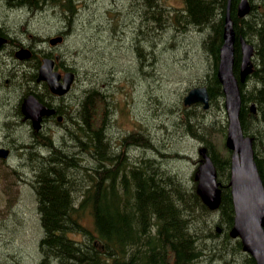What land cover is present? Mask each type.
I'll use <instances>...</instances> for the list:
<instances>
[{
  "label": "trees",
  "instance_id": "1",
  "mask_svg": "<svg viewBox=\"0 0 264 264\" xmlns=\"http://www.w3.org/2000/svg\"><path fill=\"white\" fill-rule=\"evenodd\" d=\"M182 1L181 10L185 14H182L183 18L176 19V26L180 28L183 25V29L180 28L182 35L187 33L188 28L195 27L196 33L201 36L199 54L202 52V60L208 62V68L200 84L208 90L210 108L205 110L199 103L185 106L183 96L189 88L178 95L173 106L170 101L162 99L161 104L151 97L150 108L160 109V117L169 114L177 129L199 139L200 149L206 151L217 170L221 188L219 208L212 210L203 202L197 192V178L193 177L194 184L189 188L175 175L162 169L155 159L152 163L144 159L129 165L127 154L130 147L123 141L134 144L132 147L136 149L150 145L147 144L150 138L143 133L133 132L126 135L123 141L119 140L117 143L124 145L119 144L120 150L116 153L108 134L111 101L106 95L103 98V94L97 90L101 84L91 81L83 97L81 96L83 101L80 99L87 104H84L86 107L82 106L83 103L80 105L84 107V113H75L78 108L71 113L72 127H69L66 134L67 139L55 145L54 140L48 137L52 134L48 133L50 130L46 127L44 134L35 138V143L42 139L43 144L39 145L42 152L49 146L54 155L47 160L41 153H34L29 156L26 165L28 173L32 174L29 185L36 192L35 211L43 231L38 244L41 256L39 264H257L244 251L241 239L230 235L235 220L230 187L231 152L225 143L228 126L225 94L217 75L220 49L224 43L228 0ZM73 2L74 0H14L15 5L11 7L14 12L24 11L30 14L48 11L50 8L62 9L63 4L67 8L71 5L73 9ZM161 2L162 0H154L151 5L153 36L167 21L166 18L163 20V11L167 8ZM239 2L240 0H232L229 6L236 36L234 73L237 77L241 63L240 37L255 47L254 71L245 83L239 85L242 96L240 121L244 135L252 139L257 166L264 183V0L260 1L258 7L251 2L250 13L242 18L237 13ZM108 30L113 31L112 24L108 26ZM63 34L66 37L65 31ZM71 70L77 75L82 72L79 66L72 67ZM29 79L27 83L33 82ZM252 103L256 105L255 113L251 111ZM108 109L110 114L106 113ZM102 111L107 114V119ZM161 129H166L164 124ZM100 131L104 136L107 135L106 138ZM78 142L84 143L81 145ZM70 145L74 151L71 159H68L64 157L68 156L64 148ZM101 145L105 146L104 149ZM177 154L159 153L162 158H172ZM87 158L91 163L85 162ZM80 190L83 194H80ZM85 216L90 218L92 228L83 224ZM76 235H80L81 239L75 238Z\"/></svg>",
  "mask_w": 264,
  "mask_h": 264
},
{
  "label": "rangeland",
  "instance_id": "2",
  "mask_svg": "<svg viewBox=\"0 0 264 264\" xmlns=\"http://www.w3.org/2000/svg\"><path fill=\"white\" fill-rule=\"evenodd\" d=\"M250 1L258 7L261 0ZM152 2H154V0H152ZM161 3L167 8L163 11V20L166 18L167 21L161 25L162 29L154 36L152 30L151 38L147 35L149 33L148 28H141L137 17L129 16L126 19H122L121 12H126L129 8L124 5L121 0H74L73 4L75 5H73V9L71 5L67 8L63 4L61 5L62 10L72 14L71 17L74 20L72 31H65L66 40L63 49L66 50V59L71 60L74 64L78 62V66L82 70V72L78 74L80 83L77 80L78 86L76 85L72 93L73 98L75 96L74 99L80 103L78 106L76 105L78 113L80 110V113L83 112V109L80 107L84 105V102L80 101V96H83L82 93H85L91 81L97 80L96 82L101 84L97 90L103 94V97L107 95L109 101H111L112 107H114L112 108L113 113H111L108 134L112 147L116 150V153L120 150L117 142L119 140L123 141L126 134L129 135L131 132H141L150 138L147 143L150 145L136 149L133 148L129 142L124 141V143H129L128 147H130L127 154L129 158L128 164L131 165L134 161L140 162L144 159L146 162L150 161L152 163L155 159L162 169L165 168L172 175L180 179L184 186L190 188L193 186L194 178H197L198 170L203 164L199 162V149L201 143L199 139L193 137V135L189 133L185 134L183 130L177 129L176 126H174L175 123L173 124L171 122L172 118L169 117V114L164 115V117H159L160 109H151L150 99L153 96L152 99H157L156 101H160L161 104L162 99H164L167 102L170 101V105L173 106L175 100L182 91L187 88L190 89L196 86H203L200 84V81L208 68V62L202 60V52L199 54L201 36L196 33L197 29L195 27L188 28L187 33L182 35L183 32H180V28L183 29V25H181L180 28L176 26V19L183 18L182 14H185L184 10H181L183 8V1L162 0ZM12 5H15L14 0L10 2H7V0H0V20H7V23L13 24L15 29H17L20 23L27 19L29 14L14 12L11 7ZM116 7L120 8L121 12H118ZM53 10L59 11L61 8L57 7L52 10L50 8L48 11H42L43 14L38 15L42 17L45 16L44 19L48 22V29L43 30L42 27L35 26L34 24H30V27L39 30L42 36H44L43 34L47 31L51 30L50 26L53 27L54 31L52 30L50 33H46L47 37L56 34V32L58 34L64 32L62 29L63 23L57 22L52 16L51 12H53ZM142 15L143 19L146 20V24L154 27L152 21L149 20V18L145 19L144 14ZM111 24L112 32L108 30V26ZM183 31L185 32V30ZM20 32V34H24L21 30ZM16 33H18V31H16ZM134 50H138V54ZM138 74L140 75L138 76ZM28 78L25 80L26 84H30L27 83ZM140 84L141 86L143 84V88H141ZM18 87L21 86L18 85ZM12 88L14 87L5 88L4 90L1 89L0 110L2 108H7L9 110L8 112L15 113V108H17L20 102V100H18L19 90L17 87L13 90ZM15 98H17V100H15ZM5 104L6 106H4ZM81 104L82 106H79ZM116 104L117 106H115ZM251 105L252 104H250V106ZM74 110L75 109L64 115V122L60 123L55 121L50 124L48 128L50 131L48 133H51L52 136L48 137L54 140L55 145H58L60 140L63 142L67 139L66 134L69 131V127H72V121L70 120L72 116L71 112ZM148 115L149 117L147 118ZM211 116H213V114ZM2 120L3 117L0 115V128L3 126ZM15 121L18 123L16 119ZM162 124H164L167 131H165V129H159ZM5 130L0 129V147L4 145L2 142L3 134L10 138H15L16 140L28 138L29 140L27 153L20 154L16 152V154L13 150V146H10L12 149V154L10 153L11 158L0 161V264H39V262H41V256L38 253V244L43 236V231L40 227L39 217L35 211L36 192L32 185H29L31 183L32 174L27 173L25 170L23 171V167L20 166H24V164L27 165L29 156L34 153H41L45 156L44 158L47 159L49 155H54L52 153L53 150L49 149V146H46L47 148H45V150L43 148L44 151L42 152V149L39 147L40 144H43L41 142L42 139L39 138L40 140L35 143L36 137L33 135L31 129L24 123L16 124L15 127L13 126L9 131L6 130V132H4ZM179 130L181 131L179 132ZM111 131L113 133H111ZM43 132L40 131L39 135H41V133L44 134ZM64 149L67 150L68 153L71 152V155L72 151H74L71 146H69L68 149ZM75 152L78 153L77 149H75ZM160 152L166 155L178 153L182 157L177 154L172 158H162V156L159 155ZM80 162L82 165H85L84 162ZM85 162H89V159H85ZM18 174L19 177H17ZM82 222L86 227L92 228L89 217L85 216ZM75 238L81 239V236L76 235Z\"/></svg>",
  "mask_w": 264,
  "mask_h": 264
},
{
  "label": "water",
  "instance_id": "3",
  "mask_svg": "<svg viewBox=\"0 0 264 264\" xmlns=\"http://www.w3.org/2000/svg\"><path fill=\"white\" fill-rule=\"evenodd\" d=\"M230 1V0H229ZM251 5L248 0H241L237 6L239 17L250 13ZM235 30L230 17L229 6L224 27V43L220 49L218 79L225 94V108L228 116V130L226 146L232 152L231 156V193L233 198L235 220L230 232L233 238L239 237L243 248L257 264H264V183L260 175L252 139L245 136L240 121L242 106L240 83L254 71V45L245 39H239L241 63L239 78L234 73L235 65ZM5 40L0 39V45ZM17 57L24 59L29 56L27 50L17 52ZM54 62L45 60L40 68L39 80L46 81L51 91L64 95L70 91L74 81V73L64 76V83H59L60 75L53 71ZM210 96L205 86L191 88L184 96V104L202 103L204 109L210 106ZM27 118L33 120L35 128H39L40 116L43 113H52L40 104L35 97L30 96L22 105ZM255 112V104L252 105ZM200 154L204 157V164L199 169L197 191L203 202L212 210L221 204V189L217 181V170L213 161L205 150ZM6 152L0 149V157L5 158Z\"/></svg>",
  "mask_w": 264,
  "mask_h": 264
},
{
  "label": "flooded vegetation",
  "instance_id": "4",
  "mask_svg": "<svg viewBox=\"0 0 264 264\" xmlns=\"http://www.w3.org/2000/svg\"><path fill=\"white\" fill-rule=\"evenodd\" d=\"M121 1L129 8L128 11L121 12L120 8L116 7L118 12H121L122 19H126L129 16L137 17L140 27H147L149 31L147 35L149 38H151L153 28L152 26L146 24V20H144L141 15L142 12H144L145 19L149 18V20H151L150 16H152V0ZM40 14L43 13L31 12L27 16V19L20 23V26L17 29H15L13 24L11 25L10 23H7V20H0V39L5 40V42L0 45V91L1 89L10 88L12 86L14 88H23V91L20 94V102L16 108L15 113L8 112L7 108H2L1 110L3 111L0 110V115L1 117H3V126L0 129H6L7 131H9L13 126L15 127V125L17 124V122L15 121L16 119L17 121H21L25 125H27L29 129H31L33 135L37 138L40 134V131H45L46 127L49 128L51 123L55 121H60V123L64 122V115L77 107H74L73 105L79 104V101H74V98L72 96L78 80V75L76 74V72V80L73 83L71 90L64 95H56L52 93L50 91L48 83L39 80V69L47 59L54 61L53 69L55 72H58L60 74V82L64 81V76L68 72H73L71 70L72 67L78 66V63L74 64L71 60L66 59L65 50L63 49L65 41L60 34L56 32V34L54 35L48 37L46 36V33H50L53 30V27L50 26L51 30L44 33V36L41 35L39 30H35L34 28L30 27V24H34L35 26L42 27L43 30L48 29V22L46 19H44L45 16H38ZM51 14L57 20V22L63 23V31H72L74 21L71 17L72 14L67 13L63 10H54L53 12H51ZM20 30L24 34H20ZM16 31H18V33H16ZM58 36L62 37V41H59L57 39ZM19 50H27L29 52V56L24 59L18 58L16 53ZM28 77L33 80V82H31L30 84L25 83V79H27ZM29 78L28 80H30ZM18 85H20L21 87H18ZM30 96H34L39 103L43 104L45 107H47V109L52 111V113L41 114L39 129H36L34 127L33 120L27 118L22 110L23 103ZM6 130L4 132H6ZM28 140L29 138L16 140L15 138H10L9 136H5L3 134L2 142L4 145L0 148L7 149L8 156L5 158H0V161L11 158L10 153L12 154V149L10 146H13V150L15 151V153H27ZM54 148L59 149V147ZM68 148L69 146L66 147V149ZM66 157L71 159V152H69L68 156ZM22 167L23 171L25 170L27 173L29 172L26 164H24V166Z\"/></svg>",
  "mask_w": 264,
  "mask_h": 264
},
{
  "label": "bare ground",
  "instance_id": "5",
  "mask_svg": "<svg viewBox=\"0 0 264 264\" xmlns=\"http://www.w3.org/2000/svg\"><path fill=\"white\" fill-rule=\"evenodd\" d=\"M248 1H249V3L251 4V1H250V0H248ZM126 3H127V2H126ZM138 3H139V2H138ZM149 3H150V2H149ZM230 3H231V1H229V6H230ZM131 4H132V3H131ZM74 5H75V4H74ZM76 5H77V4H76ZM75 7H76V6H75ZM77 7H78V6H77ZM102 7H103V6H102ZM129 7H130V5H129ZM22 8H23V7H22ZM117 8H118V7H117ZM61 10H62V9H61ZM13 11H14V10H13ZM21 11H22V10H21ZM70 11H71V10H70ZM70 11H69V12H70ZM143 11H144V10H143ZM25 12H26V11H25ZM67 12H68V11H67ZM74 12H75V11H74ZM18 13H19V12H18ZM22 13L24 14V11H23ZM26 13H27V12H26ZM54 13H55V12H54ZM71 13H72V12H71ZM112 13H113V12H112ZM116 13H117V12H116ZM63 14H64V13H63ZM122 14H123V13H122ZM116 15H117V14H116ZM9 16H10V15H9ZM73 17H74V16H73ZM94 17H95V16H94ZM115 17H116V16H115ZM142 17H143V16H142ZM75 18H77V17H75ZM117 18H118V17H117ZM152 19H153V18H152ZM19 20H20V19H19ZM71 21H72V20H71ZM121 22H122V21H121ZM150 22H151V21H150ZM122 23H123V22H122ZM74 24H75V23H74ZM88 24H89V23H88ZM89 25H90V24H89ZM113 25H114V24H113ZM117 25L119 26L118 23H117ZM58 26H59V25H58ZM114 26H115V25H114ZM56 27H57V24H56ZM127 27H128V26H127ZM46 28H47V27H46ZM54 28H55V27H54ZM119 28H120V27H119ZM122 28H123V27H122ZM1 29H2V28H1ZM23 29H24V28H23ZM55 29H56V28H55ZM117 29H118V27H117ZM68 30H69V29H68ZM41 31H42V30H41ZM53 31H54V30H53ZM120 31H121V30H120ZM42 32H43V31H42ZM98 32H99V31H98ZM115 32H116V31H115ZM118 32H119V31H118ZM121 32H122V31H121ZM63 33H64V32H62L60 35L64 38V41H65V40H66V37L64 36ZM73 34H74V32H73ZM113 34H114V33H113ZM117 35H118V34H117ZM75 36H76V35H75ZM62 37H59V36H58L57 39H58L59 41H62ZM111 37H113V36H111ZM117 37H118V36H117ZM120 37H121V35H120ZM78 38H79V37H78ZM223 38H224V37H223ZM241 38H243V37H240V39H241ZM117 39H118V38H117ZM243 39H244V38H243ZM73 40H74V39H73ZM111 41H112V40H111ZM113 41H114V40H113ZM118 41H119V40H118ZM15 42H17V41H15ZM74 42H75V41H74ZM115 42H116V41H115ZM71 43H72V42H71ZM74 45H75V44H74ZM254 48H255V47H254ZM136 49H137V48H136ZM65 51H66V50H65ZM131 51H132V50H131ZM134 51H136V50H134ZM137 51H138V50H137ZM137 51H136V53H137ZM139 52H140V51H139ZM65 53H66V52H65ZM137 54H138V53H137ZM66 55H67V54H66ZM75 57H76V56H75ZM135 57H136V56H135ZM138 57H139V56H138ZM137 59H138V58H137ZM67 60H68V59H67ZM74 60H75V59H74ZM138 61H139V60H138ZM96 62H97V61H96ZM109 62H110V61H109ZM77 63H78V62H77ZM139 63H140V62H139ZM142 63H143V61H142ZM38 64H39V63H38ZM94 64H95V63H94ZM96 64H97V63H96ZM137 64H138V63H137ZM140 64H141V63H140ZM135 65H136V64H135ZM95 66H96V65H95ZM96 67H97V66H96ZM98 67H99V66H98ZM100 67H101V66H100ZM37 68H38V67H37ZM93 69H94V68H93ZM99 69H100V68H99ZM108 69H109V68H108ZM97 70H98V69H97ZM97 70H96V71H97ZM135 70H137V69H135ZM85 71H86V70H85ZM101 71H103V70H101ZM137 71H138V70H137ZM84 73H85V72H84ZM92 73H93V72H92ZM94 73H95V72H94ZM111 73H112V72H111ZM113 73H114V72H113ZM86 74H88V73H86ZM96 74H97V73H96ZM135 74H136V73H135ZM140 74H141V73H140ZM140 74H138V76H139ZM142 75H143V74H142ZM91 76H92V75H91ZM93 76H94V75H93ZM100 76H101V75H100ZM134 76H135V75H134ZM81 77H82V76H81ZM83 77H84V75H83ZM87 77H88V76H87ZM89 77H90V76H89ZM98 77H99V75H98ZM98 77H97V78H98ZM104 77H105V76H104ZM128 77H129V76H128ZM136 77H137V74H136ZM140 77H141V76H140ZM140 77H139V78H140ZM101 78H102V77H101ZM106 78H107V77H106ZM112 78H113V77H112ZM86 79H87V78H86ZM94 79H95V78H94ZM99 79H100V78H99ZM110 79H111V78H110ZM126 79H127V78H126ZM131 79H132V78H131ZM142 79H143V78H142ZM91 80H92V78H91ZM106 80H107V79H106ZM128 80H129V79H128ZM140 80H141V79H140ZM140 80H139V81H140ZM78 81H79V80H78ZM83 81H84V80H83ZM86 81H87V80H86ZM96 81H97V80H96ZM99 81H100V80H99ZM110 81H113V80H110ZM209 81H210V80H209ZM2 82H3V81H2ZM210 82H211V81H210ZM79 83H80V81H79ZM113 83H114V82H113ZM77 84H78V83H77ZM137 84H138V83H137ZM79 85H80V84H79ZM82 85H83V84H82ZM86 85H87V84H86ZM127 85H128V84H127ZM10 86H11V85H10ZM77 86H78V85H77ZM116 86H117V85H116ZM138 86H139V84H138ZM140 86H141V84H140ZM142 86H143V84H142ZM142 86H141V88H143ZM113 87H114V85H113ZM131 87H132V86H131ZM98 88H99V87H98ZM104 88H105V87H104ZM116 88H118V87H116ZM122 88H123V87H122ZM13 89H14V88H12V90H13ZM17 89L19 90V93H18V94H19V96H18V100H19V99H20V94H21V92L23 91V89H21V88H17ZM80 89H81V88H80ZM139 89H140V88H139ZM3 90H4V89H3ZM12 90H11V92H12ZM114 90H115V89H114ZM119 90H120V89H119ZM119 90H118V91H119ZM144 90H145V89H144ZM9 91H10V90H9ZM116 91H117V90H116ZM148 91H149V90H148ZM2 92H3V91H2ZM17 92H18V91H17ZM95 92H96V91H95ZM119 92H120V91H119ZM14 93H15V92H14ZM79 93H80V92H79ZM86 93H87V92H86ZM92 93H93V92H92ZM122 93H123V92H122ZM8 94H9V93H8ZM82 94H84V93H82ZM149 94H150V93H149ZM240 94H241V91H240ZM98 95H99V93H98ZM101 95H102V94H101ZM5 96H6V95H5ZM13 96H14V95H13ZM81 96H82V95H81ZM81 96H80V97H81ZM93 96H94V94H93ZM96 96H97V94H96ZM99 96H100V95H99ZM99 96H98V97H99ZM106 96H107V95H106ZM6 97H7V96H6ZM82 97H83V96H82ZM84 97H85V96H84ZM115 97H116V96H115ZM152 97H153V96H152ZM154 97H155V96H154ZM181 97H182V96H181ZM4 98H5V97H4ZM74 98H75V96H74ZM78 98H79V97H78ZM103 98H105V97H103ZM81 99H82V98H81ZM112 99H113V98H112ZM12 100H13V99H12ZM15 100H17V98H15ZM74 100H75V99H74ZM88 100H89V99H88ZM150 100H151V99H150ZM156 100H157V99H156ZM241 100H242V96H241ZM4 101H5V99H4ZM75 101H76V100H75ZM82 101H83V99H82ZM82 101H81V102H82ZM104 101H105V100H104ZM179 101H180V100H179ZM10 102H11V101H10ZM10 102H9V103H10ZM85 102H86V101H84V104H85ZM114 102H115V101H114ZM114 102H113V103H114ZM4 103H5V102H4ZM88 103H89V102H88ZM109 103H110V102H109ZM137 103H138V102H137ZM157 103H158V102H157ZM1 104H2V103H1ZM79 104H80V103H79ZM106 104H107V103H106ZM114 104H115V103H114ZM215 104H216V103H215ZM254 104H255V103H254ZM7 105H8V104H7ZM10 105H11V104H10ZM10 105H9V106H10ZM85 105H87V104H85ZM85 105H84V106H85ZM91 105H92V104H91ZM110 105H111V104H110ZM252 105H253V103H252ZM252 105H251V111H252ZM2 106H3V105H2ZM4 106H6V104H5ZM75 106H76V105H75ZM75 106H74V107H75ZM79 106H80V105H79ZM105 106H106V105H105ZM105 106H104V107H105ZM115 106H117V104H116ZM0 107H1V106H0ZM7 107H8V106H7ZM85 107H86V106H85ZM91 107H92V106H91ZM106 107H107V106H106ZM110 107H111V106H110ZM214 107H215V106H214ZM241 107H242V106H241ZM80 108H84V107H80ZM112 108H114V107H112ZM15 109H16V108H15ZM75 109H76V108H75ZM93 109H94V108H93ZM109 109H110V108H109ZM109 109L107 110L106 113H108ZM172 109H173V108H172ZM12 110H13V108H12ZM84 110H85V109H84ZM84 110H82V111H84ZM86 110H87V109H86ZM90 110H91V109H90ZM155 110H156V109H155ZM211 110H212V109H211ZM8 111H9V110H8ZM13 111H14V110H13ZM88 111H89V110H88ZM88 111H87V113H88ZM99 111H100V109H99ZM105 111H106V110H105ZM147 111H148V110H147ZM163 111H164V110H163ZM176 111H177V110H176ZM80 112H81V110L79 111V113H80ZM117 112H118V111H117ZM252 112H253V111H252ZM255 112H256V105H255ZM255 112H254V113H255ZM10 113H11V112H10ZM71 113H72V112H71ZM75 113L79 114V113L76 112V111H75ZM82 113H84V112H82ZM82 113H81V114H82ZM112 113H113V112H112ZM148 113H149V112H148ZM202 113H203V112H202ZM73 114H74V113H73ZM102 114H104L103 111H102ZM108 114H110V113H108ZM115 114H116V113H115ZM150 114H151V113H150ZM152 114H153V113H152ZM143 115H144V114H143ZM159 115H160V114H159ZM76 116L79 117V115H76ZM100 116H102V115L100 114ZM103 116H106V119H107V114H106V115L104 114ZM115 116H116V115H115ZM140 116H141V115H140ZM151 116H152V115H151ZM154 116H155V115H154ZM200 116H201V115H200ZM72 117H73V116H71V118H72ZM141 117H142V116H141ZM148 117H149V115L147 116V118H148ZM159 117H160V116H159ZM68 118H69V117H68ZM112 119H113V118H112ZM137 119H138V118H137ZM70 120H72V119H70ZM70 120H69V121H70ZM104 120H105V119H104ZM110 120H111V119H110ZM134 120H135V119H134ZM139 120H143V119H139ZM183 120H184V119H183ZM196 120H197V119H196ZM105 121H106V120H105ZM107 121H108V120H107ZM107 121H106V122H107ZM136 121H137V120H136ZM149 121H150V119H149ZM57 122H58V121H57ZM59 122H60V121H59ZM66 122H67V121H66ZM74 122H75V121H74ZM106 122H101V123H106ZM109 122H110V121H109ZM150 122H151V121H150ZM179 122H180V121H179ZM18 123H19V124H22L23 122L18 121ZM18 123H17V125H18ZM101 123H100V124H101ZM153 123H154V122H153ZM112 124H113V123H112ZM90 125H91V124H90ZM101 125H103V124H101ZM104 125H105V124H104ZM114 125H115V123H114ZM172 125H173V124H172ZM77 126H78V125H77ZM142 126H143V125H142ZM174 126H175V125H174ZM241 126H242V125H241ZM75 127H76V125H75ZM88 127H90V126H88ZM103 127H104V126H103ZM103 127H101V128H103ZM116 127H117V126H116ZM150 127H151V126H150ZM172 127H173V126H172ZM179 127H180V126H179ZM57 128H58V127H57ZM61 128H62V127H61ZM67 128H68V127H67ZM90 128H91V127H90ZM106 128H107V127H106ZM108 128H109V127H108ZM111 128H113V127H111ZM111 128H110V129H111ZM173 128H174V127H173ZM195 128H196V127H195ZM206 128H207V127H206ZM20 129H21V127H20ZM71 129H72V128H71ZM79 129H80V128H78V130H79ZM87 129H89V128H87ZM87 129H86V130H87ZM98 129H99V127H98ZM98 129H97V130H98ZM104 129H105V128H104ZM104 129H102V130H104ZM144 129H145V128H144ZM146 129H147V128H146ZM160 129H161V128H160ZM198 129H199V128H198ZM22 130H23V129H22ZM65 130H66V129H65ZM67 130H68V129H67ZM78 130H76V131L78 132ZM80 130H81V129H80ZM95 130H96V129H95ZM100 130H101V129H100ZM242 130H243V129H242ZM58 131H59V130H58ZM87 131H88V130H87ZM105 131H106V130H105ZM144 131H145V130H144ZM161 131H162V130H161ZM165 131H167V130L165 129ZM177 131H178V130H177ZM180 131H181V130H179V132H180ZM60 132H61V131H60ZM63 132H64V131H63ZM66 132H67V131H66ZM81 132H82V131H81ZM83 132H84V129H83ZM100 132H102V131H100ZM182 132H183V131H182ZM70 133H71V132H70ZM108 133H109V132H108ZM111 133H113V132L111 131ZM131 133H132V132H131ZM131 133H130V134H131ZM170 133H171V132H170ZM173 133H174V132H173ZM183 133H184V132H183ZM243 133H244V132H243ZM67 134H68V133H67ZM101 134L104 136L103 132H102ZM101 134H100V136H101ZM164 134H165V132H164ZM167 134H168V133H167ZM171 134H172V133H171ZM181 134H182V133H181ZM185 134H186V133H185ZM189 134H190V133H189ZM63 135H64V134H63ZM74 135H75V134H74ZM84 135H85V134H84ZM116 135H117V134H116ZM126 135H127V134H126ZM199 135H200V134H199ZM70 136H71V135H70ZM105 136H107V135H105ZM105 136H104V137H105ZM114 136H115V135H114ZM122 136H123V135H122ZM143 136H144V135H143ZM152 136H153V135H152ZM61 137H62V136H61ZM61 137H60V138H61ZM64 137H65V136H64ZM67 137H68V136H67ZM71 137H72V136H71ZM74 137H75V136H74ZM101 137H102V136H101ZM127 137H128V136H127ZM141 137H142V136H141ZM150 137H151V136H150ZM249 137H250V136H249ZM77 138H78V137H77ZM77 138H76V140H79V139H77ZM85 138H86V137H85ZM105 138H106V137H105ZM105 138H104V139H105ZM139 138H140V137H139ZM99 139H100V138H99ZM112 139H113V138H112ZM123 139H124V138H123ZM130 139H131V138H130ZM73 140H74V139H73ZM80 140H81V139H80ZM115 140H116V138H115ZM115 140H114V141H115ZM117 140H119V139H117ZM127 140H128V139H127ZM68 141H69V138H68ZM100 141H101V140H100ZM102 141H103V140H102ZM105 141H106V140H105ZM125 141H126V140H125ZM60 142H62V141L60 140ZM63 142H64V141H63ZM84 142H85V141H84ZM84 142H83V143H84ZM87 142H88V141H87ZM123 142H124V141H123ZM139 142H140V141H139ZM139 142H138V144L141 145L140 143H141L142 141H141L140 143H139ZM78 143H81V142H78ZM83 143H81V145H82ZM85 143H86V142H85ZM97 143H98V142H97ZM110 143H111V142H110ZM113 143H114V142H113ZM129 143H130V142H129ZM129 143H128V144H129ZM63 144H64V143H63ZM70 144H71V143H70ZM86 144H87V143H86ZM99 144H100V142H99ZM105 144H106V143H105ZM108 144H109V142H108ZM119 144H123V145H124V143H120V142H119ZM119 144H118V145H119ZM128 144H127V145H128ZM130 144H131V143H130ZM135 144H136V143H135ZM142 144H143V143H142ZM59 145H60V144H59ZM66 145H67V144H66ZM81 145H80V146H81ZM118 145H117V146H118ZM132 145L134 146V144H132ZM61 146H62V145H61ZM86 146H87V145H86ZM97 146H98V145H97ZM101 146H102V145H101ZM101 146H100V148H101ZM114 146H115V145H114ZM121 146H122V145H121ZM128 146H129V145H128ZM142 146H143V145H142ZM75 147H76V146H75ZM75 147H74V148H75ZM84 147H85V145H84ZM102 147H103V146H102ZM104 147H105V146H104ZM104 147H103V149H104ZM107 147H108V146H107ZM109 147H110V146H109ZM109 147H108V148H109ZM122 147H123V146H122ZM65 148H66V147H65ZM78 148H79V147H78ZM126 148H127V147H126ZM0 149H3V150L6 152V156H5V157H7V156H8V150H7V149H4V148H0ZM49 149H50V147H49ZM106 149H107V148H106ZM115 149H116V147H115ZM142 149H143V148H142ZM60 150H61V149H60ZM101 150H102V148H101ZM126 150H127V149H126ZM143 150H144V149H143ZM143 150H142V151H143ZM201 150H203V149H200V150H199V154H200V151H201ZM80 151H81V150H80ZM97 151H98V150H97ZM107 151H108V150H107ZM122 151H123V150H122ZM45 152H46V151H45ZM60 152H62V151H60ZM83 152H84V151H83ZM99 152H100V150H99ZM147 152H148V151H147ZM53 153H54V152H53ZM62 153H63V152H62ZM56 154H59V152H58V153L56 152ZM65 154H66V153H65ZM110 154H111V153H110ZM113 154H114V153H113ZM145 154H146V153H145ZM147 154H148V153H147ZM95 155H97V154H95ZM120 155H121V154H120ZM200 155H201V154H200ZM49 156H50V155H49ZM59 156H60V155H59ZM66 156H67V155H66ZM66 156H64V157H66ZM83 156H84V155H83ZM98 156H99V154H98ZM124 156H125V155H124ZM133 156H134V155H133ZM144 156H145V155H144ZM178 156H179V155H178ZM185 156H186V155H185ZM75 157H76V156H75ZM87 157H88V156H87ZM120 157H121V156H120ZM140 157H141V156H140ZM163 157H164V156H163ZM173 157H174V156H173ZM68 159H69V158H68ZM56 160H58V159H56ZM146 160H147V159H146ZM49 161H50V160H49ZM54 161H55V160H54ZM54 161H53V162H54ZM144 161H145V160H144ZM82 162H83V161H82ZM95 162H96V161H95ZM97 162H98V161H97ZM122 162H123V161H122ZM134 162H135V161H134ZM147 162H148V161H147ZM161 162H162V161H161ZM77 163H78V162H77ZM115 163H116V162H115ZM166 164H167V163H166ZM77 165H78V164H77ZM89 165H90V164H89ZM83 166H84V165H83ZM92 166H93V165H92ZM95 167H96V166H95ZM107 167H108V166H107ZM82 168H83V170H84V167H82ZM98 169H101V168H98ZM108 170H109V169H108ZM8 171H9V170H8ZM106 171H107V170H106ZM6 173H7V172H6ZM102 174H103V173H102ZM162 180H163V179H162ZM10 181H11V180H10ZM72 181H73V180H72ZM217 181H218V180H217ZM71 183H72V182H71ZM196 183L198 184V174H197V182H196ZM174 184H175V183H174ZM172 185H173V184H172ZM179 185H180V184H179ZM218 185H219V182H218ZM74 186H75V185H74ZM89 186L91 187V185H89ZM219 187H220V185H219ZM230 187H231V186H230ZM102 188H103V187H102ZM84 189H86V188H84ZM91 189H92V188H91ZM171 189H172V188H171ZM187 189H188V188H187ZM220 189H221V188H220ZM88 190H89V189H88ZM174 190H175V189H174ZM178 190H179V189H178ZM17 191H18V190H17ZM100 191H101V190H100ZM108 191H109V190H108ZM110 191H111V190H110ZM170 191H171V190H170ZM175 191H176V190H175ZM80 192H81V190H80ZM91 192H92V191H91ZM197 192H198V191H197ZM86 193H87V191H86ZM86 193H84V194H86ZM100 193H101V192H100ZM176 193H177V192H176ZM67 194H68V193H67ZM80 194H83V192H81ZM87 194H88V193H87ZM92 194H93V193H92ZM231 194H232V193H231ZM172 195H173V194H172ZM182 195H183V194H182ZM184 195H185V194H184ZM68 196H69V195H68ZM178 196H179V195H178ZM84 197H85V196H84ZM86 197H87V196H86ZM88 197H90V196H88ZM87 199H88V198H87ZM84 200H85V199H82V201H84ZM80 202H81V201H80ZM84 202H85V201H84ZM87 203H88V202L86 201V204H87ZM89 203H90V202H89ZM79 204H81V203H79ZM163 205H164V204H163ZM82 207L85 208V206H83V205H82ZM168 210H169V209H168ZM207 238H208V237H207ZM212 238H213V237H212ZM205 243H206V242H205ZM208 246H209V245H208ZM211 246H212V245H211ZM211 246H210V247H211ZM210 247H208V248H210ZM202 256H203V255H202ZM208 257H209V255H208ZM213 258H214V257H213ZM214 259H215V258H214ZM212 261H213V260H212ZM206 264H208V263H206Z\"/></svg>",
  "mask_w": 264,
  "mask_h": 264
}]
</instances>
